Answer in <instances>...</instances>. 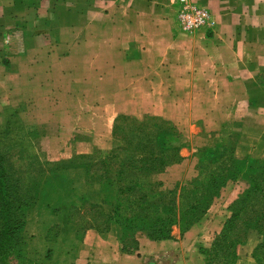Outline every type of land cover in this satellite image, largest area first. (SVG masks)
Listing matches in <instances>:
<instances>
[{
  "label": "crops",
  "instance_id": "obj_1",
  "mask_svg": "<svg viewBox=\"0 0 264 264\" xmlns=\"http://www.w3.org/2000/svg\"><path fill=\"white\" fill-rule=\"evenodd\" d=\"M191 2L211 16L210 27L193 34L179 27L178 0H0V118L3 112L42 113L62 129L56 139L67 155L109 152L112 123L122 112L170 120L192 150L211 146L239 122L234 156L264 158V0ZM26 96L33 101L14 103ZM195 121H202L204 133L191 130ZM180 155V162L139 183L170 190L185 180L197 161L193 153ZM48 176L59 180L54 214L63 222L72 205L101 204L111 213L102 189L114 183V172L89 181L76 165ZM196 227L176 239L137 237L140 255L122 250L116 225L87 230L82 240L95 236V259L102 257V264H155L151 256L166 253L172 258L165 264H193L185 250L210 245L202 240L207 229ZM255 245L248 235L245 252Z\"/></svg>",
  "mask_w": 264,
  "mask_h": 264
},
{
  "label": "trees",
  "instance_id": "obj_2",
  "mask_svg": "<svg viewBox=\"0 0 264 264\" xmlns=\"http://www.w3.org/2000/svg\"><path fill=\"white\" fill-rule=\"evenodd\" d=\"M111 133L117 144L101 158H95V173L91 165L78 164L60 166L51 171L52 174L61 168L77 165L83 168L85 175L99 181L107 173L116 174L114 183L104 182L102 189L103 200L112 201L111 213H105L101 204L89 206L95 210V218L86 225L99 232L108 231L112 225L118 226L122 250L129 252L124 246V237H132L130 240L135 242L133 237L137 231L144 232L152 240L170 237L174 225L182 233L200 221L213 197L228 181L243 179L246 186L229 204L230 216L215 235L213 248L224 249V253L229 254L225 264H235V246L242 244L248 230L253 229L261 236V241L253 248V258L257 264H264V158H236L233 150L237 141L232 150L230 146L219 143L201 147L198 149V173L193 179L192 192L177 197L176 187L164 192L157 184L145 187L139 183L140 177L161 172L167 165L182 160L180 149L186 143H172L173 138L182 139L173 122L152 115L135 118L118 114ZM228 149L231 151L223 155ZM220 150L225 152L220 154ZM75 155L91 158L90 153ZM31 169L15 165L8 155L0 152V209L7 216L0 223V264H7L12 258L11 245L6 237H21L23 210L41 195V180L37 194L25 180ZM46 180L50 182L49 193L56 192L59 180L51 181L50 176ZM84 205L87 203L72 205L70 209H80ZM233 248L234 251L226 252Z\"/></svg>",
  "mask_w": 264,
  "mask_h": 264
},
{
  "label": "rangeland",
  "instance_id": "obj_3",
  "mask_svg": "<svg viewBox=\"0 0 264 264\" xmlns=\"http://www.w3.org/2000/svg\"><path fill=\"white\" fill-rule=\"evenodd\" d=\"M21 87L23 86L21 85ZM10 95L7 97L5 95V100L10 101ZM23 98L24 103L26 104L29 100L33 101V97L28 98L26 96L21 97V100L14 99V103L22 102ZM37 103H42V101H37ZM118 114H126L135 118H141L143 115H152L145 113L131 115L123 112ZM2 116L7 119L5 125L0 126V152L8 155L12 162L17 166H21L22 168H33V170L31 169V173L26 174L25 180H27L26 182H30L33 192H36V194L39 187V180H41L39 190L42 188L41 195L36 196L35 201L28 208L23 210L24 226L21 232V237H6L10 242V255H12V258H10L7 264H102L105 262L102 257L100 260L95 259V236H87L91 238H87L85 241L82 240L87 230H95V228H90L85 224L86 222H90L91 218H95V210L89 207V205H84L80 209L73 207L68 212L66 223L63 222L58 215L54 214V211L57 209V205L60 202L58 196H54L55 192L51 191V193H49L50 182H47L46 180V177L51 174L53 169H57L60 166L74 164L91 165V169L95 173V158L99 159L104 156L105 154L103 151L94 149L90 153L91 158L89 159L85 158L83 155L65 154V144L58 142L56 139L57 132L62 129L43 120L44 116L42 113L24 111L12 114L10 112H3ZM239 125L240 123L236 122L234 125L235 129H232L230 134H227L224 137H214L211 146H214L215 143H219L228 145V147L230 146V149L232 150L239 137L237 132V127ZM90 130L95 129L90 128ZM101 130L103 131V128H101ZM191 130L198 134L204 133L202 121H195ZM85 132L79 133V136H85V134H82ZM181 137L182 139L173 138L172 143L174 144L184 141L183 136ZM111 144V148L117 144V140L114 139L113 136H111ZM198 149L192 150L188 143L182 146L180 150V154L182 155H190L191 153L195 154L197 162L195 165V171H193L194 173L192 172L185 180L178 181L171 188L173 189L176 187L177 197L192 192L191 187L193 179L198 173ZM230 149H228L223 155H227L231 151ZM224 152L225 151L223 150L219 151L220 154ZM91 162L92 164H90ZM97 168L100 170V166H97ZM86 176L89 181L93 179L91 175L86 174ZM245 186L246 181L243 179H238L235 182L228 181L220 190L219 194L213 197L209 208L200 221L190 226L207 229L202 234V240L206 243L210 242L209 246L201 244L197 247L194 245L196 249L194 253L192 249H190L191 246L185 250L187 257L193 264H195L198 259L201 260L203 264H225V259L229 254L224 253V249L221 251H219L218 247L214 249L213 242L215 235L220 232L225 220L230 216V210L228 208L229 204L237 197L239 192L242 191ZM6 218L7 216L0 209V223ZM180 234V228L177 225H174L171 227L170 237L155 240L160 241L171 237L176 239ZM251 234H254L256 237L255 246L261 241V236L255 230H248L246 237H244L245 241L242 244L235 246V263L237 262L239 264L242 259L244 260L248 258L250 259L251 264H257L253 258V249L249 254L245 252L244 245L246 244L248 235ZM144 235V232L137 231L135 237H133L136 240L135 242L130 240L132 237H124V246L130 250L128 253L140 255V253L135 250V248H138L137 237H144ZM97 242L100 241L97 240ZM232 250L234 251V248L226 250V252ZM171 258L172 257L168 253L151 256V259L155 264H165V262Z\"/></svg>",
  "mask_w": 264,
  "mask_h": 264
},
{
  "label": "built area",
  "instance_id": "obj_4",
  "mask_svg": "<svg viewBox=\"0 0 264 264\" xmlns=\"http://www.w3.org/2000/svg\"><path fill=\"white\" fill-rule=\"evenodd\" d=\"M177 21L181 30L188 34H193L200 29L209 28L211 16L209 11L191 0H178Z\"/></svg>",
  "mask_w": 264,
  "mask_h": 264
}]
</instances>
